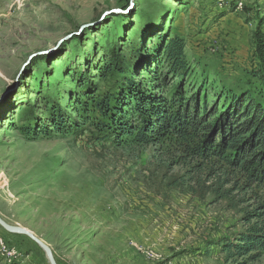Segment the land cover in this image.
<instances>
[{"label": "rangeland", "instance_id": "obj_1", "mask_svg": "<svg viewBox=\"0 0 264 264\" xmlns=\"http://www.w3.org/2000/svg\"><path fill=\"white\" fill-rule=\"evenodd\" d=\"M115 61L124 71L101 78ZM129 87L196 95L205 125L242 96L264 101V0H0V217L56 264H264L227 248L264 230L262 179L190 142L116 145L84 123L91 97L116 107ZM0 264L49 262L0 227Z\"/></svg>", "mask_w": 264, "mask_h": 264}, {"label": "trees", "instance_id": "obj_2", "mask_svg": "<svg viewBox=\"0 0 264 264\" xmlns=\"http://www.w3.org/2000/svg\"><path fill=\"white\" fill-rule=\"evenodd\" d=\"M183 48L184 42L180 37L170 39L163 47L169 68L175 74L181 70L185 72L187 68ZM121 64L115 61L106 65L101 78L108 70L123 72ZM129 84L132 85L131 80ZM186 97L177 92L160 98L147 97L137 88L129 87L114 107V95L104 93L99 98L91 97L87 102L91 103L97 116L84 123L92 125L102 138L109 137L116 145L128 142L143 145L172 138L190 142L191 146L187 148L193 154L220 157L250 177L264 181V101L248 100L242 96L218 113L217 124L205 125V120L199 118V113H205V109L199 107L196 95ZM54 125L57 133L63 132L62 127ZM71 127L76 128L74 124ZM32 130L29 125L22 132L29 135ZM227 248L239 256L252 251L262 252L264 230L252 227L241 234L237 242L227 244Z\"/></svg>", "mask_w": 264, "mask_h": 264}, {"label": "water", "instance_id": "obj_3", "mask_svg": "<svg viewBox=\"0 0 264 264\" xmlns=\"http://www.w3.org/2000/svg\"><path fill=\"white\" fill-rule=\"evenodd\" d=\"M117 11L118 10L113 9V10H109L107 13H113V12H117ZM125 11H127V9L119 11V12H125ZM107 13H105V14H107ZM105 14H103V15H105ZM85 26L86 25H83L81 28H83ZM64 39H61L59 42L63 41ZM45 53H48V51H40V52L31 54L29 56V59L36 56V55H41V54H45ZM0 227H2L4 230H6L8 232L15 233V234H22V235L27 236L29 239H31L33 242H35L43 250L49 264H56V261H55L54 257L52 256L51 249L42 240H40L37 236H35L29 230H27L23 227H20V226L8 224L1 217H0Z\"/></svg>", "mask_w": 264, "mask_h": 264}]
</instances>
